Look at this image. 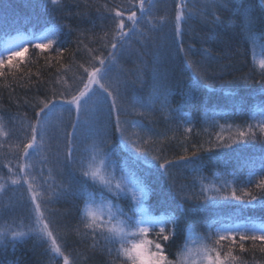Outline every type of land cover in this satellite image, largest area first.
Returning <instances> with one entry per match:
<instances>
[{"label":"trees","instance_id":"1","mask_svg":"<svg viewBox=\"0 0 264 264\" xmlns=\"http://www.w3.org/2000/svg\"><path fill=\"white\" fill-rule=\"evenodd\" d=\"M241 2L243 4L251 2L253 15L258 18L254 31L260 39L255 45V56L257 59L264 58L261 49V45L264 44V0H241ZM44 3L46 0H0V50L4 48L6 42L30 39L26 35L29 30L39 33L43 30L45 20L55 18L56 22L67 25L60 35L59 42L54 46L65 49L62 57L52 59L57 56L55 51L45 50L39 53L30 47L29 52L24 55L23 62L14 61L20 64L21 71L15 69L9 71L5 68V75L0 76V116L4 118L6 130L10 133L8 137H0V175L5 179L10 176L9 166L19 174L20 151L16 145H22L23 126L29 120H34V105L40 100L49 98L53 89L59 92L72 86L75 90V86L79 84L77 78L83 75L79 65L88 66L90 63L88 49H92L95 55L101 53L107 55V50L102 47L105 43L102 37L113 27L114 12H109L103 6L107 4L109 9L119 5L129 8L133 0H64L62 9L54 13L45 12L40 7ZM175 3L176 0H156L157 6L153 15L172 17ZM195 7L200 10L206 6L197 0ZM229 7L231 11L227 12L216 9L222 23L212 22V8L208 7L204 14L205 18L202 19L197 15L183 25L184 48L188 49L189 45H193L196 49L190 58L198 60L201 58L202 49H210L209 69L219 73L216 78L210 79L207 87L201 89L190 102L184 101L191 80L185 71L184 56L179 52L172 35L171 24L154 34L158 38L156 47L141 49L144 53L142 59L135 50L125 53L119 59V66L110 74L111 79L120 82L118 109L121 121L136 124L134 129L130 123L128 132L139 131L145 138L151 136L152 155H161L174 161V166L169 169V176L163 175L159 170H152V191L147 199L148 206L155 215H159L168 204H171L169 210L174 211L178 217L177 235L163 243L165 254L172 261H178L177 253L183 249L190 223L197 232L207 235L208 225L214 222L217 216L252 217L258 221L264 220V204H261L264 200V192L257 191L254 187L260 177H254L251 185L246 182L248 172L253 166L255 168L260 166L262 145L259 141L264 137H259L258 134V141L250 145L234 144L232 148L216 146L221 142L217 140L218 136L223 138V143H231L230 138H235L238 131L245 130L249 123H255L252 119L253 112L256 111L255 106L260 100H264V95H261L260 91L262 86L259 70L252 62V45L244 41L241 33L242 19L236 12V0H232ZM137 14L139 15V12ZM258 52H262V56H259ZM154 76L170 90V108H180L187 114L190 124L179 119H166L160 112L159 101H156L155 111L151 116H140L131 111L134 100L148 98ZM241 101L243 107H237ZM115 115L114 112L111 114L105 112L103 119L98 117L99 126L106 127L112 147L119 142V134L115 130ZM176 115L175 112L172 113L173 117ZM69 119L68 114L65 113L64 126L71 131ZM188 127H191V132L185 131ZM49 143L51 150L45 152L49 162L43 165L45 170L41 179L44 189L49 185L66 184L69 172L62 159L57 162L55 155L58 151L57 139L53 137ZM60 143L59 151L62 152V141ZM90 143V139L80 142L81 153ZM197 148L201 149L198 153L200 171L193 172L190 166H186L177 158L190 154ZM125 154L126 150L120 151L118 158ZM48 168L52 169L51 178ZM35 174L39 179L38 170ZM234 176L239 178L235 184L238 195L241 188L253 190L254 195L257 196V200L253 202L254 206L235 200L220 201L216 207L208 209L198 207L196 214L186 220L184 214L172 201L174 191L183 189L187 194L199 193L201 177L204 185L215 183L219 186L220 180L230 181ZM173 182L174 190L170 189ZM87 188L88 191H97L91 184ZM105 198L112 199L107 194ZM0 200L4 203L11 201L16 205L12 211L3 213L4 220L11 222L15 217L17 220L23 219L25 224L29 223L31 205L23 182L20 186L8 185ZM112 203L119 205L126 213L132 214L130 197L113 199ZM83 205V199L68 194L62 196L58 202L47 206L53 209L46 215L51 216L54 231L59 230L63 234L61 243L65 255L72 264H121V259L115 253L117 245L106 244L97 236L96 246L92 247L91 236L83 235L84 229L81 224ZM167 227L170 228L171 225ZM147 238L157 240L152 233H149ZM207 243L217 247L212 241ZM243 243L244 248L241 250L238 238L235 245L224 241L217 250L223 258L231 248L232 256L236 258L231 260V264H264V251H261L264 244L261 242L254 244L252 241ZM109 248L113 249L111 255L107 250ZM0 261L3 264H63V258L54 257L48 244L36 234L21 238L15 244L10 239L6 240L5 244L0 245Z\"/></svg>","mask_w":264,"mask_h":264},{"label":"snow or ice","instance_id":"2","mask_svg":"<svg viewBox=\"0 0 264 264\" xmlns=\"http://www.w3.org/2000/svg\"><path fill=\"white\" fill-rule=\"evenodd\" d=\"M196 2L197 0H176L172 17L153 15L157 6L156 0H133L129 8L119 5L109 9L107 4L103 6L109 12H114L113 27L102 37L105 41L102 47L107 50V55L103 53L95 55L92 49H88L90 63L88 66L79 65L83 75L77 78L79 84L75 86V90L72 86L59 92L53 89L49 98L40 100L34 105V120H29L23 126L22 145H16L20 151L19 174L9 166L10 176L5 179L0 175V197L8 185L15 187L23 182L31 205L28 224H25L23 219L17 220L15 217L9 222L3 219V213L12 211L16 205L11 201L4 203L0 200V245L5 244L8 239L15 244L21 238L36 234L48 244L54 257H62L63 264H72L62 249L63 234L59 230L54 231L51 216L46 215L53 211L47 207L48 205L58 202L62 196L68 194L77 195L84 201L81 224L84 229L83 235H90L93 240L92 247L96 246L97 236L106 244L117 245L115 253L121 259V264H189V261L192 264L197 262L198 264H231V260L236 258L232 256L231 248L223 258L221 257L220 251L217 250L221 242L228 241L235 245L238 238L241 250L244 248V241L264 244V220L258 221L252 217L217 216L214 222L208 225L207 235L197 232L190 223L183 249L177 253L178 261L169 260L163 243L177 235L178 217L174 211L169 210L171 204H168L159 215H155L148 206L147 199L152 191V170H159L163 175L169 176V169L174 166V161L161 155H152V137L145 138L139 131L129 133L128 125L131 123L135 129L136 124L120 119L118 109L120 82L111 79L110 74L119 66V59L125 53L135 50L142 59L144 53L141 49L156 47L158 38L154 34L162 31L163 27L169 24L172 26L171 31L178 50L184 56L185 71L191 80L184 102L188 103L195 99L200 90L207 87L208 81L219 75L209 69L210 49H202L201 58L198 60L190 58L196 49L193 45H189L188 49L184 48L183 25L197 15L202 19L205 18L204 14L208 7L212 8V22L222 23L216 9L231 11L229 4L232 0H200L206 6L200 10L196 9ZM236 2V12L242 19L241 33L244 41L252 45V62L259 70L262 86L260 91L261 95H264V58L257 59L255 56V45L260 39L254 31L258 18L253 15L251 2L247 4H243L241 0ZM63 4L64 0H46V3L40 7L45 12L54 13L62 9ZM32 6L36 7V5ZM65 27L67 25L56 22L55 18L45 20L42 31L37 33L29 30L26 33L30 39L20 43L6 42L4 48L0 50V76L5 75V68L9 71L13 69L21 71L20 64L14 61L23 62L24 55L29 52L30 47L39 53L45 50L55 51L57 56L52 59L62 57L65 49L54 46L59 42ZM261 49L264 52V44L261 45ZM170 95V90L154 76L148 98L134 100L131 111L140 116H151L155 111L156 101H159L160 112L166 119H179L190 124L187 114L180 108H170ZM237 107L242 108L243 101ZM255 107L256 111L252 115L255 123H249L245 130L238 131L235 138H230L231 143H223V138L218 136L217 140L221 142L216 145L217 147L232 148L234 144L250 145L258 141V134L259 137H264V100H260ZM105 112L116 113L115 130L119 134V142L115 147L111 146L112 142L106 127L101 128L98 123V117L103 119ZM173 112L177 114L175 117L172 116ZM65 113L70 118L71 131L64 126ZM53 127L58 131L56 159L58 163L62 159L68 167V180L66 184L49 185L44 189L41 184L45 170L43 165L49 162L45 152L51 150L49 132ZM185 131L191 132L192 129L188 127ZM9 134L5 120L0 116V137H8ZM84 139H90L91 143L87 144L81 153L79 144ZM61 141L62 152L59 151ZM259 142L262 145L260 166L259 168L253 166L248 172L246 182L251 185L253 178L259 176L254 187L255 190L264 192V139ZM125 150L126 154L118 158V153ZM200 151L201 149L197 148L190 154L178 157L177 160L190 166L193 172H199ZM34 157L38 159L34 160ZM37 170L40 173L39 179L35 174ZM47 171L51 178L52 169L48 168ZM61 174L63 175V171ZM238 179L234 176L230 181L220 180L219 186L215 183L206 186L201 177L199 193L187 194L183 189L174 191L172 201L184 214L186 220L196 214L198 207L201 209L216 207L220 201L235 200L254 206L253 202L257 200V196L251 188H241L240 194H237L235 184ZM89 184L97 191H88ZM170 189H175L174 182L170 185ZM106 194L112 199H106ZM121 197H130L131 215L119 205L112 203L113 199ZM261 204H264V200ZM168 225L171 227H167ZM76 231L79 234V228ZM149 233L155 235L157 240L148 239ZM207 241H212L217 247H212ZM107 250L111 255L113 249ZM261 251H264V247ZM0 264L3 262L0 261Z\"/></svg>","mask_w":264,"mask_h":264},{"label":"rangeland","instance_id":"3","mask_svg":"<svg viewBox=\"0 0 264 264\" xmlns=\"http://www.w3.org/2000/svg\"><path fill=\"white\" fill-rule=\"evenodd\" d=\"M20 42H22V41L21 40H19V41L17 40L15 43H20ZM261 53L258 52L259 56H262ZM49 137H50V139L53 138V137H55L57 139L58 138V131H57V129H55L54 127L52 129H50ZM128 214L130 215V212ZM191 246L194 247V245H191ZM189 263L192 264L191 261H189ZM197 264H198V262H197Z\"/></svg>","mask_w":264,"mask_h":264}]
</instances>
